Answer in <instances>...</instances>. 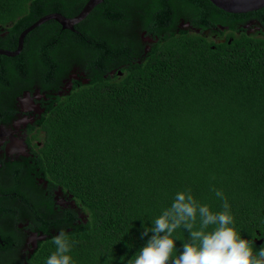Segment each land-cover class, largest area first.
I'll return each mask as SVG.
<instances>
[{
  "label": "trees",
  "instance_id": "16d2710c",
  "mask_svg": "<svg viewBox=\"0 0 264 264\" xmlns=\"http://www.w3.org/2000/svg\"><path fill=\"white\" fill-rule=\"evenodd\" d=\"M199 1L194 6L154 0L152 22L141 28L151 39L144 54L140 38L133 36L119 42L117 56H106L88 42L95 41L96 29L79 24L62 31L53 20L24 40L29 53L23 59L39 68L37 75L54 81L73 68L70 59H77L88 79L70 94L54 97L40 123L50 173L86 212L85 224L69 223L77 264H132L145 242L142 221L150 225L185 188L213 211L222 210L213 191L221 189L242 237L253 239L263 231L264 39L240 36L212 48L199 35L176 33L167 14L197 13L206 5L221 24L237 16ZM48 2L0 0V27H7L13 43L5 48L17 45L19 34L45 14L63 5L75 13L80 8L72 0ZM61 31L63 51L77 55L66 57L62 49L55 50L56 57L43 53ZM139 48L142 57L128 55ZM21 70L27 66L0 55L1 85L19 84ZM91 70L98 72L95 78ZM178 236L182 248L187 233L178 230ZM52 251V242L45 244L33 264H45Z\"/></svg>",
  "mask_w": 264,
  "mask_h": 264
},
{
  "label": "flooded vegetation",
  "instance_id": "af4514ba",
  "mask_svg": "<svg viewBox=\"0 0 264 264\" xmlns=\"http://www.w3.org/2000/svg\"><path fill=\"white\" fill-rule=\"evenodd\" d=\"M46 1H50L48 4L52 2ZM88 1L72 0L80 7L76 13L73 12L76 8L69 11V6L63 5L59 10L44 16L56 13L66 18L75 17ZM174 1H181L184 5L200 6L199 0ZM155 5L154 0H103L79 24L83 29L93 27L97 30V35H94L95 41L88 42L94 44L92 47L98 51H106V56H117L119 42L121 40L124 42L125 39L131 41L133 36L140 38L138 40L144 47L142 49L144 54L149 50L148 42L151 39L147 36L146 30L141 28L151 24ZM191 12L177 16L167 14V23L176 33H193L201 36L204 43L212 44V48L229 44L232 39L240 36L264 39V7L257 11L237 14L223 24L218 22L216 13H212L206 5L201 12ZM21 18L23 16H17L18 20ZM202 23L206 26L204 30L201 28ZM48 29L45 28L44 31ZM61 30L65 31L62 28ZM62 31L53 35V41L47 45L48 50L43 51L45 55L51 54L56 57L58 54L55 50L63 48L66 37ZM39 34L38 31L31 35L28 41H33ZM8 35L7 27H0L1 51L12 52L17 48V45L5 48L8 44H13L12 41L9 42ZM63 52H66L64 54L66 57L71 53L77 55L76 50L70 53L67 50ZM28 53L29 51H25V47L22 46L20 53L15 58L12 57L15 62L27 66L28 69L18 71L19 84L10 86L0 84L1 264H33V260L39 258L41 248L52 242V237L61 228L68 234L72 232L73 226L83 225L87 221L86 212L77 202L76 196L58 183L55 176L50 173L51 164L44 161L42 153L45 150V143L40 123L44 117H48L47 107L54 97L61 98L70 94L75 86L80 82L87 83L88 79L78 66L77 59H74L75 61L70 59L73 68L68 70V74L54 81L50 75H37L35 70L39 68L31 66L29 61L26 63L23 59ZM128 55L142 57L140 48L130 50ZM59 60H62L60 56L58 62ZM97 74L98 72L93 70L89 72L90 78H95ZM71 220H75L76 223ZM70 222L73 226H69ZM253 240L257 248L264 246V227L263 231H256Z\"/></svg>",
  "mask_w": 264,
  "mask_h": 264
},
{
  "label": "clouds",
  "instance_id": "9594fccd",
  "mask_svg": "<svg viewBox=\"0 0 264 264\" xmlns=\"http://www.w3.org/2000/svg\"><path fill=\"white\" fill-rule=\"evenodd\" d=\"M213 191L222 201L220 211H213L185 188L174 193L150 225L142 221L140 238L145 242L132 264H264V246L257 248L253 239L242 237L224 192ZM178 230L187 233L182 248L176 243ZM76 243L61 228L52 237L54 251L45 264H77L71 255Z\"/></svg>",
  "mask_w": 264,
  "mask_h": 264
},
{
  "label": "water",
  "instance_id": "95a60500",
  "mask_svg": "<svg viewBox=\"0 0 264 264\" xmlns=\"http://www.w3.org/2000/svg\"><path fill=\"white\" fill-rule=\"evenodd\" d=\"M103 0H89L88 3L82 8V10L72 18H66L60 14H49L41 17L35 23L27 27L24 31L21 32L17 48L15 51H1L0 54L6 57H15L17 56L23 46V40L25 36L31 32L33 29L44 24L49 20L56 21L63 30L74 31L73 27L83 21L90 11L100 4ZM213 6L223 10L226 13L230 14H245L248 12L257 11L264 7V0H208Z\"/></svg>",
  "mask_w": 264,
  "mask_h": 264
}]
</instances>
